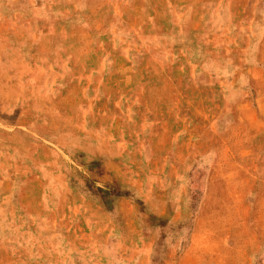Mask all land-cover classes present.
I'll use <instances>...</instances> for the list:
<instances>
[{
  "label": "rangeland",
  "instance_id": "374dc122",
  "mask_svg": "<svg viewBox=\"0 0 264 264\" xmlns=\"http://www.w3.org/2000/svg\"><path fill=\"white\" fill-rule=\"evenodd\" d=\"M0 264H264V0H0Z\"/></svg>",
  "mask_w": 264,
  "mask_h": 264
}]
</instances>
